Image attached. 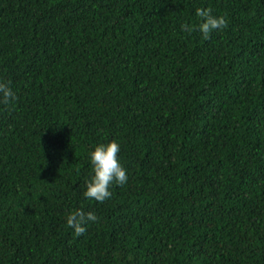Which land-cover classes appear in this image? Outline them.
<instances>
[{
	"label": "trees",
	"instance_id": "1",
	"mask_svg": "<svg viewBox=\"0 0 264 264\" xmlns=\"http://www.w3.org/2000/svg\"><path fill=\"white\" fill-rule=\"evenodd\" d=\"M0 83V264H264V0H0Z\"/></svg>",
	"mask_w": 264,
	"mask_h": 264
},
{
	"label": "clouds",
	"instance_id": "2",
	"mask_svg": "<svg viewBox=\"0 0 264 264\" xmlns=\"http://www.w3.org/2000/svg\"><path fill=\"white\" fill-rule=\"evenodd\" d=\"M196 12L202 20L198 24V29L205 37L213 29H218L226 23L222 15H213L208 9H197ZM189 25L182 24L181 28H189ZM0 91L5 98L14 95L9 87L0 83ZM120 144L115 139H110L107 142L96 143L88 152V160L91 164L92 173L85 181L84 196L94 198L97 201H102L110 196V187L113 182L120 184L127 180V171L118 158ZM89 220H95L96 215L92 212L86 214L80 211L69 214L68 221L73 224L75 230L79 233L84 231V225L78 221L84 216Z\"/></svg>",
	"mask_w": 264,
	"mask_h": 264
}]
</instances>
